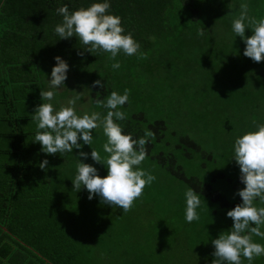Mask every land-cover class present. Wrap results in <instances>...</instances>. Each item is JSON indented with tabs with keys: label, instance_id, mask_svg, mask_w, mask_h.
<instances>
[{
	"label": "trees",
	"instance_id": "trees-1",
	"mask_svg": "<svg viewBox=\"0 0 264 264\" xmlns=\"http://www.w3.org/2000/svg\"><path fill=\"white\" fill-rule=\"evenodd\" d=\"M92 2L0 0V264H101L104 258L86 253L87 244L102 242L94 240L88 224L80 219L84 209L88 214H99L96 209H89L102 207L99 197L93 195L89 200L83 186L75 190L74 196L69 191L74 189L71 179L76 173L77 158L96 167L99 175H106L107 170L101 162L93 161L90 155L87 159L78 155L80 151L90 153L91 147L97 151L106 139L94 132L91 146L82 144L81 149L74 148L72 153L63 155L45 154L39 142H33L37 122L31 117L35 107L44 102L40 93L48 90L47 79L57 55L69 66L65 87L71 81L83 84L88 90L90 107L101 116L106 110L97 106V100L105 99L111 91L122 94L128 90L129 100L120 109L126 117L119 121L124 132L132 133L133 138L143 136L146 130L153 133L146 145L145 158L181 181L187 189L192 187L201 203H216L210 220L241 200L239 197L237 201H230L215 188L213 182L222 178V173L212 174L209 179L187 175L175 154L163 149L154 151L165 137L167 123L160 118L149 119L144 111L130 107V102L134 104L133 96H140L141 86H148L146 82H136L140 77L139 69L134 70L131 59H137L140 68H149L158 76L170 73L172 80L182 73L184 80L193 77L202 84L216 80L222 83L224 79L215 78V66L210 61L218 57L209 53L198 57L201 48L195 44L206 43L215 25L228 26L232 31L231 23L240 15L241 4L247 5L249 18L259 16L257 11L264 8L257 4L258 0H110V11L121 17L125 32H130L140 45L136 55L118 54L119 62H127L115 70L111 68L114 61L108 59V53H90L76 36L58 39L53 31L62 20L56 12L58 7L66 4L71 11ZM197 30H203L204 35L197 36ZM236 39L245 46L239 36ZM141 54L146 58H140ZM193 57L199 61L192 60ZM205 57L208 61H202ZM234 76L228 70V82L235 79ZM245 77L238 78L231 87L234 90L231 96L245 88ZM97 79L106 85L105 88L92 86ZM55 91L52 103L58 109L67 91ZM246 95H250V91L242 96ZM169 133L174 140L173 146L180 149L186 159L192 161L197 156L205 161L213 160L212 154L187 133L175 129ZM78 143L82 142L78 140ZM45 159L48 163L41 169L39 164ZM205 165L203 162L202 167ZM261 240L264 244V239ZM174 244L176 248L177 243ZM199 244L203 245V241ZM112 248L118 249L115 244ZM95 251L103 249L99 247ZM162 256L152 264H184L186 261L187 264H201L213 260L209 255L197 256L195 249L187 246L181 254L175 250L173 256ZM123 257V264H135V261L129 262L130 256ZM106 259L110 260V256ZM252 264H264V256L255 258Z\"/></svg>",
	"mask_w": 264,
	"mask_h": 264
},
{
	"label": "rangeland",
	"instance_id": "rangeland-1",
	"mask_svg": "<svg viewBox=\"0 0 264 264\" xmlns=\"http://www.w3.org/2000/svg\"><path fill=\"white\" fill-rule=\"evenodd\" d=\"M257 4L264 8V0H258ZM258 13L260 15L253 18L259 20L264 17V10L257 11ZM251 34L252 30L247 29L245 36ZM209 36L211 39L207 37L206 43L201 41L196 43L195 47L201 48L198 57H203L206 53L218 57L210 58V61L215 66L213 68L215 78L224 79L222 83L216 80L202 84L193 77L184 80L182 73L172 80L170 73L163 71L164 73L158 76L149 68H140L138 60L132 58L134 70L139 69L140 77L136 82L143 84L146 82L148 86H141L140 96H133L134 104L130 102V107L133 106V110L144 111L149 119L160 118L167 123L165 137L157 143L155 152L163 149L175 154L187 175L209 179L212 174L222 173L223 177L213 182L215 188L230 201H237L239 195L236 193L244 185L238 179L240 170L232 157V145L237 135L251 130L256 123H264V59L255 62L244 56L245 46L236 39L228 26L223 25L219 28L215 25ZM192 60L199 61L195 57ZM202 61H208L207 57ZM126 62L122 60L120 64ZM228 70L235 75L231 82L227 79ZM244 77L245 88L231 96L234 91L231 87L237 83L238 78ZM67 86L57 89L67 91L66 99L63 98L65 100L61 106H67L68 100L79 93L81 99L74 105L77 115L90 114L94 111L89 105L88 90L83 84L71 81ZM204 87L205 90H202ZM245 91H250V95L242 96ZM172 129L191 136L204 150L212 154L213 160L205 161L197 156L192 161L186 159L180 149H176L172 144L174 140L169 133ZM94 132L101 139H106L102 128L97 127L93 134ZM97 151L102 158L106 157L102 148ZM203 162L206 163L204 167ZM140 167L150 172L156 179L145 186L142 196L133 202L127 213L103 203L102 207H89L91 210L96 209L103 217L99 214H88L84 209L80 218L82 223L88 224L95 241L102 242L87 244L86 253L104 257L101 264H106L107 261L123 264L125 255L130 256V263L135 261V264H152L156 260L160 261L164 254L173 256L175 250L181 254L187 246L195 249L197 256L209 255L214 259L211 255L214 251L211 240L217 238L221 232L227 231L233 223L232 219L226 216L228 210L216 219L210 220L216 203H201L197 209L200 219L187 223L184 219V192L187 187L147 158ZM69 192L72 196L76 193L75 189ZM254 204L257 207H264V204L258 201H254ZM263 228L261 231H264ZM252 239L257 243L262 242L260 237L253 236ZM199 241H203V245H200ZM174 242L177 243L176 248ZM114 244L118 249L112 248ZM99 247L103 251H95ZM108 256L110 260L106 259ZM241 259L242 264L247 261L243 257ZM184 264H187V261ZM201 264H212V261L205 260Z\"/></svg>",
	"mask_w": 264,
	"mask_h": 264
},
{
	"label": "clouds",
	"instance_id": "clouds-1",
	"mask_svg": "<svg viewBox=\"0 0 264 264\" xmlns=\"http://www.w3.org/2000/svg\"><path fill=\"white\" fill-rule=\"evenodd\" d=\"M110 0H93L87 7L69 10L62 5L56 9L62 20L54 26L58 39H68L76 36L90 53H108V59L113 70L120 68L116 59L118 54L126 56L138 54L139 43L130 32H125L121 17L110 11ZM240 15L232 20L231 29L239 36L245 48L243 55L255 62L264 59V17L249 18L247 5L241 4ZM251 29L252 34L245 36V29ZM203 30H197V36H203ZM140 58H146L142 54ZM55 65L51 69L48 80V90H41V102L34 109L32 119L35 120L37 131L33 142H39L41 151L45 154L63 155L72 150L81 149L83 145L93 143V130L102 128L106 142L102 150L106 157L91 147V152L80 151L79 157L101 162L107 169L106 175L98 174L96 167L77 158L76 173L72 180L73 188L79 191L83 186L88 192V199L93 195L99 197L103 204L115 206L127 213L133 202L142 196L146 185H150L156 177L140 167L146 157V145L150 143L153 133L146 130L143 136L133 138L132 133H126L119 121L125 120V113L120 109L128 102L129 93L111 91L105 99L97 100L98 107L106 110L101 116L99 112L77 115L74 105L81 99L79 93L68 100L67 106L58 109L53 106L57 89L65 87L68 63L59 55L54 57ZM93 87L105 88V84L97 79ZM78 140L82 143H78ZM233 155L239 166L240 182L244 185L238 189L237 195L241 203L226 212L232 219L231 227L221 232L211 240L214 247L212 264H242V257L252 264L255 258L264 256V244L254 242L252 237L264 239V207H257L254 201L264 204V123H256L254 128L245 131L234 138ZM77 157V156H76ZM47 159L39 167L44 169ZM184 219L191 223L200 219L197 209L201 200L197 192L189 187L184 192Z\"/></svg>",
	"mask_w": 264,
	"mask_h": 264
}]
</instances>
